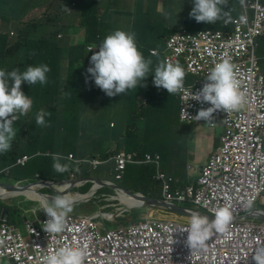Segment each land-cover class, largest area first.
<instances>
[{"label": "built area", "instance_id": "obj_1", "mask_svg": "<svg viewBox=\"0 0 264 264\" xmlns=\"http://www.w3.org/2000/svg\"><path fill=\"white\" fill-rule=\"evenodd\" d=\"M223 26L181 30L167 39L164 51L166 63L182 60L202 80L180 87V122L221 125L223 134L196 186L173 188L172 178L160 174L158 179L164 180L167 200L193 202L213 221L190 227L152 220L103 230L86 216L47 212L26 222L27 236L1 221L0 259L5 264H235L226 251L249 261L254 253L247 242L259 239L250 222L264 213V71L244 58L254 40L264 38V4L246 2L242 15ZM133 158L124 152L115 156V179L122 178ZM28 160L23 155L18 164ZM101 163L100 157L90 161L93 170Z\"/></svg>", "mask_w": 264, "mask_h": 264}, {"label": "crops", "instance_id": "obj_2", "mask_svg": "<svg viewBox=\"0 0 264 264\" xmlns=\"http://www.w3.org/2000/svg\"><path fill=\"white\" fill-rule=\"evenodd\" d=\"M91 1L96 5L95 7L90 6L87 9L71 8L68 11L67 8H62V11L66 15L61 18L59 24H56L62 25L56 32L57 35L36 34V37H41L49 45L47 63L60 61V54L56 52V48L62 45L58 40L64 38L62 35L63 32L68 33L71 40L75 39L78 43H85L86 47L82 53L85 52L87 58H92L97 53L93 54V47H89L88 49L87 47L92 46L91 44L96 41L97 37L104 36L108 31H114L119 36H123V34L128 35V33L138 35L139 28H142V22L144 20L139 19L140 15L150 11L149 0ZM248 1L264 4V0H240L238 13L239 11L241 14L243 13L244 4ZM90 9L92 10L90 14H83ZM205 11L210 14L216 13L214 9H206ZM183 13L186 14V12ZM182 16L183 14H178L172 16L170 20L172 25L180 28V31L184 30L187 26L181 22ZM225 20L230 21L231 19H223V29H225L223 26ZM37 30L44 32L42 28H38ZM5 35L8 36L7 33ZM8 38H0V50H8L11 46L17 44V42H12L9 36ZM119 41L120 39L116 37V42L113 44V47L118 46ZM131 43V40L126 38L122 45H130ZM63 46L67 47L69 44ZM159 55V58L152 59V62L158 63L160 66L152 68L149 66V71L153 72L162 69L161 71H164L163 77L170 82L167 93L164 94V97H166L165 101L172 108L168 112L165 111V105L163 107H150L149 105L145 114L135 120L132 114L137 110L136 104H138L139 108L145 107L150 102L148 97L139 95L135 101L130 99V97L125 100L115 110L118 113L113 116L110 115L112 108L108 107L102 121L98 122L90 117L85 118L82 113L95 112L96 110L93 107L97 105V102L101 101V98L99 96L94 97V92L91 97H85L82 93L74 92L72 97L69 98L68 88H75L77 82L75 85H72L67 81L65 76L60 83L59 90H50V95L43 93V97H53V107L37 103L36 99L39 97V94L35 92L32 97L35 107L40 112L51 114L55 125L53 128H56V131L51 130L44 133L40 138L37 148L24 144L23 150L27 151V155L30 156L42 152L51 154V159L48 162H43L42 166L45 172H52V176L40 177L39 174H36V180L33 183H26V181L22 180V184L30 186L20 193L17 192L16 194L4 196L0 199L1 202L9 203V205L10 203H15L14 200L19 201L17 204L21 202H37L32 203L33 205L26 208L21 214H16L8 218L7 222L11 226L24 232L25 230L22 229L24 223L27 221H37L47 212L64 214H74L75 212L76 214H82L100 223L103 230L118 227L125 228L133 223L152 220L163 222L172 221L190 227L201 226L213 221L212 216L196 206L193 202L167 200L163 189L164 180L158 179L160 174H164L166 178H172L173 188L196 186L197 178L203 166L219 147L223 134L221 125L215 128H209L203 123L202 125L193 127L194 122L191 124L180 122L177 83L182 82L181 86L194 85L201 83L202 80L200 77L190 74L182 60L174 65H166L163 54L161 53ZM244 62L247 65L254 64L260 72L264 71V38L254 40L248 49ZM53 65L51 64V67ZM83 68L84 60L80 58V61L74 63L73 69ZM182 69L186 74L195 78L193 83L187 84L184 82L183 79L185 77H182ZM161 71L159 70V72ZM80 73L82 72L80 71ZM59 75V66L56 65L50 70L48 81L53 82L51 84H55L59 80H56ZM123 77L129 79L130 76L124 75ZM156 77L155 75L153 78ZM141 86L142 84L139 88ZM24 90V86H21L19 90L15 92L11 91L6 96L7 99H12V109L18 108L23 100L28 101L29 95L25 96L23 94ZM65 98H68L69 102L74 105L62 107L60 100ZM176 108L178 109L177 113H174L173 110ZM171 113L174 114L173 117ZM71 114L79 115L73 120L69 119V115ZM174 118L177 120L173 121ZM133 125L137 126V128L133 129ZM61 127H65L66 131H60ZM131 128L132 131L129 135L128 130H131ZM208 129L219 130L218 143L215 141L210 142V137L213 133L208 131ZM194 141H197L199 148L191 147ZM47 146L51 147L46 150ZM128 148H132V150L129 152L126 151ZM102 152L111 153V155L114 154L112 157L106 158L101 156L100 153ZM121 152L132 154L134 158L127 163L122 173V178L118 180L114 177L115 156ZM94 153L95 157L104 159L105 163L102 167L99 170L97 169V171L93 170L95 173L89 177L88 174L91 171L90 166L89 164L83 165L75 171L77 178H73L72 180L74 181H68L70 179L68 171L74 170L77 164L67 159L66 155L68 157L70 154H73L76 159H83L85 156L91 158ZM55 155H58V157L55 158ZM146 155H150L152 159L147 160ZM156 156H159V159H156ZM187 156L191 158L202 156V163L196 166L191 165L187 161ZM60 170L65 174V177L57 176V173L61 174L59 172ZM153 170L154 174L151 175ZM149 175L152 176V180L155 183H158L159 193H155L153 186L145 182ZM3 180L0 179V182L12 185ZM95 180L104 182L98 184ZM45 183H50L51 187H44ZM29 191L34 192L28 196L25 192ZM37 195L40 196V201H33L32 199L36 198ZM82 195H89V197L86 200L80 201ZM128 197L135 199L139 204L130 206ZM6 198L11 199L5 200ZM77 211H80V213ZM178 215L186 216L190 221L194 222L189 224L181 223L178 221ZM107 220H112L114 221L112 222L113 224H118L119 226L105 228ZM17 221L21 223L20 227L13 225ZM5 263L6 260L0 259V264Z\"/></svg>", "mask_w": 264, "mask_h": 264}, {"label": "trees", "instance_id": "obj_3", "mask_svg": "<svg viewBox=\"0 0 264 264\" xmlns=\"http://www.w3.org/2000/svg\"><path fill=\"white\" fill-rule=\"evenodd\" d=\"M5 2V9L0 10V22L4 19H14V18H22L25 19L29 16L32 12L40 9L43 7V0L37 1H29V0H0ZM208 1V0H206ZM217 1L218 5L210 6L207 4H203L202 0H191V4L189 6L188 15L191 20L187 19L182 16L181 22L183 24H187V22H195L200 24H206L207 28L204 29H190L185 28L190 32H197L200 30L206 29H214L219 30L223 29L222 21L225 18H236L241 15L240 11L238 13V5L240 4V0H212ZM34 5V6H33ZM201 6V10L198 7ZM38 7L37 9H34ZM169 5L164 6L163 12L158 11V15H152L149 11L148 13H144L140 16L144 17L142 22V28H139V33L136 35L135 33L131 34V41L130 47H127L129 51H133L135 56V68L139 71L137 77L133 80L121 81L118 73L108 69L106 65H104L103 60L100 56H94L92 58H87L85 56V43H78L76 41L74 44L69 45L65 48L57 47L56 52L60 54L61 50H65V53L68 55V60L64 63V71L63 76L59 77V80L56 81L55 84H51V81H48L49 73H46V69L51 67L52 63H47V58L49 57V45L48 43L43 40L41 37H36V40L33 44L28 47L26 56L21 58L19 51L23 48V44L19 41L12 49V55L9 57L10 50H0V116L6 120L7 117V107L3 103V98H5L6 90L4 88L5 85H8L9 82L14 84L16 79L22 75L28 78H34L37 82L41 79L44 81H48L44 84L37 83L39 88L40 94L42 95L41 98H37L36 102L47 105L49 107H53V97L46 98L43 97V93L50 95V90L60 89V83L63 80L64 76L66 77L67 81L70 82L72 85L76 86L68 88V95L69 98L72 97L74 92L82 93L85 97H91L94 93L101 98V101L97 102V105L93 107L95 112L90 113H82L85 118H92L94 121L101 122L105 111L108 107L113 106H121L125 100L132 99L135 101L136 97L139 95H143L149 98L150 102L145 107H139L136 104L137 110L134 111L132 114L134 119L142 117L147 108L149 107H158L165 105V111L168 112L172 109L168 102L165 101L166 97L164 94L167 93V88L170 86L169 81L162 84L155 85L154 83L148 80L149 76L147 71L149 70V66L152 68V59H158L159 56L152 55L150 51L157 50L158 54H161L162 51H165V46L167 39L174 34L180 32L179 27H175L167 21V16H174L169 13ZM34 9V10H33ZM206 9H214L216 11L215 14H210L208 17L204 16V12ZM90 10H88L89 12ZM192 11H194L192 13ZM90 14V13H89ZM186 18L187 21H183ZM29 31V28L23 27L20 28L18 31V36L20 40H22ZM57 35V33L55 34ZM1 39H7L5 34L0 32ZM104 36H99L96 38V41L100 42L103 46ZM104 47V46H103ZM111 48L108 49L104 54L107 55ZM99 53V52H98ZM119 58L124 56L123 53L118 54ZM80 58L84 60V68L83 69H73L74 63L80 61ZM80 71L82 73H80ZM7 74L11 75V78L5 81V77ZM45 78V79H44ZM142 85L144 84V88H139L138 82L145 80ZM178 89L177 94L179 95V89L182 85V82H178ZM127 85H130L128 87ZM127 86V87H125ZM120 87H124L121 91ZM92 89V90H91ZM145 90V91H143ZM94 92V93H93ZM120 93L126 94L127 98H122ZM35 92L32 91V97L34 96ZM177 95V97H178ZM144 98V97H143ZM170 98V97H169ZM146 100V98H144ZM34 104V102H33ZM60 105L62 107L74 105L69 102L68 98L60 100ZM118 113L117 111L112 109L111 116ZM79 114H71L69 115V119L75 120ZM173 117L174 114L171 113ZM68 118V117H67ZM177 120V119H173ZM54 119L51 117V114L40 112L37 110L34 104L33 109H24L20 116L12 120L9 124L3 123L0 126V170L3 167L11 166L15 164L17 158L22 155H27V151L23 150V145L26 146H33L37 148L40 138L43 136L44 133H47L51 130L56 131V128H53ZM137 128V126L133 125V129ZM60 131H66L65 127H61ZM132 131L128 130V134L130 135ZM5 132V134H4ZM13 136V140L11 143H8V137ZM51 146H47L46 150H48ZM125 150V149H124ZM132 148L126 149V151H131ZM35 152V151H34ZM103 157H112L113 154L102 152L100 153ZM95 153L92 154L91 158L88 156L83 157L84 160H92L95 158ZM29 156V160L25 167H13L12 173L10 176H6L5 174L0 173V179H9L12 183H16L18 181H26V183H33L35 179V175L39 174L40 177H51L52 172H45L42 166L43 162H48L51 159V154H46L45 152L42 153H35L33 156ZM55 158L58 155L54 156ZM101 158V157H100ZM69 159V158H68ZM83 159H76L74 157V161L76 164L78 161ZM101 165L99 166L98 170L102 167L105 163L104 159L101 158ZM78 164L76 165V168ZM75 168V169H76ZM129 168V167H128ZM141 168V167H136ZM74 169V170H75ZM69 172V178L71 179L70 174L74 171ZM61 174L57 173V176L65 177V174L59 171ZM95 173L94 171H90L88 174L89 177ZM154 174V170L152 174ZM41 179V178H40ZM69 179V180H70ZM146 183H150L155 193H159V186L158 183H155L152 180V176H148ZM161 188V187H160ZM161 198L160 196H158ZM15 203H3L0 201V206L9 209V218L16 214H21L25 211V208L20 204L18 200H14ZM20 222L17 221L15 226L20 227ZM253 224L255 225L254 234L259 238L260 241L264 243V213L260 216L253 218ZM248 248L254 253L251 256L248 262L241 260L237 256H234L231 252L226 251V258L234 262L235 264H264V258H259L256 254L259 252L261 245L255 243L251 240L247 242Z\"/></svg>", "mask_w": 264, "mask_h": 264}, {"label": "rangeland", "instance_id": "obj_4", "mask_svg": "<svg viewBox=\"0 0 264 264\" xmlns=\"http://www.w3.org/2000/svg\"><path fill=\"white\" fill-rule=\"evenodd\" d=\"M70 1L71 0H43V7L32 12L29 16H27L25 19L22 18H14V19H4L0 22V32L2 34L7 33V35L12 39V42L14 43H18L19 41L22 42V44L24 45L23 48L19 51L21 58L26 56L27 53V49L28 47H30L33 42L36 40V34L37 35H52V34H56V32L58 31L59 27H61L62 25H56L59 24L61 18L63 16H65L66 14L62 11V8H67L68 6H70ZM186 1V2H185ZM191 0H149V4H150V12L152 15H158V11L163 12L164 6L169 5V13L176 16V15H184V17H186L187 19L191 20L188 13V8L190 6ZM203 4H207L210 6H216L218 5V2L212 1V0H202ZM54 4V5H53ZM34 6V5H33ZM5 2L1 1L0 2V10H4L5 9ZM38 7H35L34 9H37ZM33 9V10H34ZM199 10H201V6L198 7ZM183 12H187L186 14ZM204 12V16L208 17L210 15L209 12L207 11H203ZM70 17V16H69ZM186 18L183 19V21H187ZM140 20H143L144 17L140 16L139 17ZM172 19V16H167L166 20L170 21ZM187 28L190 29H204L207 28L206 24H200V23H195V22H187L186 24ZM28 27L29 31L27 34H25L24 38L22 40H20L19 36H18V31L20 28L23 27ZM175 27H177L176 25H174ZM38 28H42L44 30V32L37 30ZM62 35L64 36L63 39L58 40V42L61 45V47L65 48L63 45H72L74 44L77 40H71L69 38V34L66 32H63ZM7 36V38H8ZM9 39V38H8ZM261 43V42H260ZM260 43H259V47H260ZM263 44V43H261ZM261 49V47H260ZM259 51V48H258ZM261 52V51H260ZM257 55L259 56V53L257 52ZM262 57V56H261ZM59 59L60 61H56L52 64H54L52 67H48L46 69V73H49L50 70L54 67V66H59V70H60V75L56 78V80L59 79L60 76H63V70H64V62L66 60H68V55L65 53V50H61L60 51V55H59ZM182 77H185L183 80L185 83L187 84H191L195 81V78L189 74H186V72L182 69ZM23 81H26V84L28 85V87L24 90L23 94L26 96L29 94V92L34 91L37 94H39L38 98H41V94L39 91V88L37 86V83L39 84H44L47 83L48 81H44L43 79L40 78V80L37 82L34 78H28L26 76L22 77ZM53 83V82H51ZM12 87H16L15 84H12ZM5 90L7 91L6 85L4 86ZM20 87H17L16 90H19ZM92 90V89H91ZM94 97H98V95L94 94ZM26 104L28 105L29 102L26 101ZM177 108L173 110L174 113H177ZM193 127H196L198 125H202L203 123L200 121H195L193 123ZM208 131L212 132V136L210 137V142L215 141L216 143H218V136H219V130L218 129H208ZM5 134V132H4ZM212 144V143H211ZM191 147L195 148L198 147L199 145H197V141H194V143L191 145ZM211 154V153H210ZM66 158L68 159L67 155ZM187 161L188 163H191V165H200L202 163V156L199 157H189L187 156ZM5 182L11 183V184H15L12 183L11 180L9 179H5L3 180ZM34 191L29 192V194H27L28 196H30ZM36 198H40V196H36ZM32 203H37V202H23L22 206L26 209L29 208V206H32ZM260 208L256 207V211H258ZM74 212V210H73ZM78 213H80V211H77ZM72 214V213H69ZM75 216H85L82 214H76L74 212ZM172 217V216H169ZM179 219L178 221H180L181 223L184 224H189V223H193L194 221H190L188 217L186 216H182V215H178ZM112 220H107L106 224H105V228H115L118 227L119 225H115L113 224ZM250 224L252 225V222H250ZM22 229L25 230V223L22 226Z\"/></svg>", "mask_w": 264, "mask_h": 264}, {"label": "clouds", "instance_id": "obj_5", "mask_svg": "<svg viewBox=\"0 0 264 264\" xmlns=\"http://www.w3.org/2000/svg\"><path fill=\"white\" fill-rule=\"evenodd\" d=\"M29 1H32V2H34V1H37V0H29ZM66 1V0H65ZM95 7L96 5L95 4H93L92 3V1L91 0H71L70 1V6H68V9H78V8H84V9H87V8H89V7ZM92 12V10L90 9V11L88 12V10L86 11V12H84L83 14H89V13H91ZM242 15V14H241ZM240 15V16H241ZM208 30V29H207ZM60 37V36H59ZM116 37H118L119 39H120V41H119V45L118 46H116V47H113V44L116 42ZM130 39L131 40V34L130 33H128V35L127 34H123V36H119L118 34H116L114 31L113 32H111V31H108L106 34H105V38H104V40H103V46H102V44L100 43V42H98V41H94V43H92L91 45L92 46H88L87 47V49L89 48V47H93L94 48V51H93V54L94 53H97L95 56H100L101 58H102V60H103V63H104V65H106L107 66V68L108 69H111L112 71H114V72H116V73H118V75H119V77H120V79H121V81H127V82H129V81H131V80H133L135 77H137L138 76V74H139V71L135 68V63H134V61H135V56H136V54L133 52V51H129L128 49H127V47H130V45H127V44H124V45H122V43L125 41V39ZM89 41V40H88ZM89 42H91V41H89ZM132 42V41H131ZM13 47L14 46H11V48H9L8 50H10V52H9V57H11V55H12V49H13ZM86 47V46H85ZM109 48H111V50L109 51V53L107 54V55H105L104 53L106 52V51H108V49ZM154 51H157V50H154ZM99 52V53H98ZM120 53H123L124 54V56L122 57V58H119V56H118V54H120ZM150 53L152 54V52L150 51ZM162 54H163V56H164V51L162 52ZM90 55H92V54H90ZM152 55H154V54H152ZM156 56H159V54L157 53L156 55H155V57ZM164 63L166 64V65H170V64H168V63H166V61H165V59H164ZM158 66H160V64H156V63H153L152 62V67H158ZM163 66H165V65H163ZM160 68H162V67H160ZM160 71L162 70V69H159ZM159 70H157V71H153V72H150L149 70L147 71V73H148V76H149V78H148V80L150 81V82H152V83H154L155 85H157V84H162V83H166V82H168V79H166L165 77H163V73H164V71H161V72H159ZM124 75H129L130 77H129V79H125L123 76ZM151 75H152V79H151ZM157 76L156 78H153L154 76ZM11 78V75L10 74H7L6 75V77H5V81H7L8 79H10ZM45 79V78H44ZM151 79V80H150ZM144 81H146V79L145 80H143V81H139L137 84H138V86H140ZM170 83V82H169ZM14 84H15V88L14 87H12V84H11V82H9V84L8 85H6V88H7V91H6V94H5V98H3V103H4V105L7 107V119L6 120H4L3 119V117H1L0 116V126H2L3 125V123H5V124H9L12 120H14L15 118H17L18 116H20V113L24 110V109H33L34 108V104H33V98H32V91L31 92H29V97H28V102H29V104L27 105L26 104V101H22L21 103H20V105H19V107L18 108H16V109H12V99L11 98H9V99H7V95L11 92V91H16V89H17V87H21V86H24V88L26 89L27 87H28V85L26 84V81H23L22 80V75H20L17 79H16V81L14 82ZM128 87H130V85H127ZM127 86H125V87H127ZM145 87V85L143 84L140 88H144ZM121 88V91L123 90V88L124 87H120ZM143 91H145V90H143ZM146 92V91H145ZM120 96L124 99V98H127V95L126 94H122V93H120ZM142 98H143V96H142ZM119 106H113L112 107V109L113 110H116L117 108H118ZM8 143H11L12 142V140H13V136H9L8 137ZM73 155V154H72ZM23 156V155H22ZM22 156H20V157H22ZM74 156V155H73ZM19 157V158H20ZM19 158H17V160L15 161V164L13 165V167H21V168H23V167H25L26 166V164L25 165H21V164H18V159ZM68 158H69V156H68ZM69 160H74V158L73 159H70L69 158ZM90 161L91 160H89V159H87V160H80V161H78L77 162V164H78V167L70 174V176H71V179L70 180H68V181H74V180H72L73 178H77V174L75 173V171L79 168V167H81V166H83V165H86V164H89V166H90V169H91V171H93V169L91 168V164H90ZM28 162V161H27ZM13 167H11V166H6V167H3L1 170H0V173L1 174H5L6 176H10L11 175V173H12V168ZM94 171H97V170H94ZM67 182V181H66ZM12 185H16V186H25L24 184H22V182L21 181H18V182H16L15 184H12ZM6 202H4V204H5ZM211 216V215H210ZM213 218V217H212ZM253 218H255V217H253ZM253 218L251 219V222L253 223ZM7 221V220H6ZM28 222V221H27ZM9 224V223H8ZM26 224V223H25ZM10 225V224H9ZM23 233H25L26 235L25 236H27V233H26V231H24ZM258 244H260L261 245V247H260V250H259V252L256 254L259 258H264V249H262V247H264V243L262 242V241H260L259 239H258ZM262 249V250H261ZM251 258V257H250ZM250 260V259H249ZM7 261V260H6Z\"/></svg>", "mask_w": 264, "mask_h": 264}, {"label": "water", "instance_id": "obj_6", "mask_svg": "<svg viewBox=\"0 0 264 264\" xmlns=\"http://www.w3.org/2000/svg\"><path fill=\"white\" fill-rule=\"evenodd\" d=\"M96 182L98 184H102L104 181H96ZM32 185H35V184H32ZM50 185H51L50 183H45V186L44 187H51ZM65 185H66V182H65ZM28 186H30V185H27V186H16V185H7V184H4V183H1L0 182V190L3 191L0 194V199L2 197H4V196H8V195H11V194H16L17 192L20 193L24 189H26ZM88 197H89V195L88 196L82 195L80 201L86 200ZM10 199L11 198H6L5 200H10ZM32 200L33 201H40V199H38V198H34ZM175 208H178V207H175ZM8 218H9V209L0 206V219H1V221H6V220H8Z\"/></svg>", "mask_w": 264, "mask_h": 264}, {"label": "bare ground", "instance_id": "obj_7", "mask_svg": "<svg viewBox=\"0 0 264 264\" xmlns=\"http://www.w3.org/2000/svg\"><path fill=\"white\" fill-rule=\"evenodd\" d=\"M3 191H0V193H2ZM29 192H31V191H29ZM29 192H25L26 194H29ZM128 203H129V205L131 206V205H135V204H139V202L138 201H136L135 199H132V198H129L128 197Z\"/></svg>", "mask_w": 264, "mask_h": 264}]
</instances>
